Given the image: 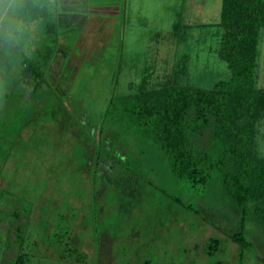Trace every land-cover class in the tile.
<instances>
[{
	"label": "rangeland",
	"instance_id": "1",
	"mask_svg": "<svg viewBox=\"0 0 264 264\" xmlns=\"http://www.w3.org/2000/svg\"><path fill=\"white\" fill-rule=\"evenodd\" d=\"M23 2L0 0V38L36 64L44 82L32 94L31 71L15 69L13 83L0 86L2 255L16 256L20 225L24 249L35 242L40 252L30 264H67L44 248L45 229L81 242L85 264H264V225L252 218L244 228L250 246L239 260L229 235L240 229V216L216 175L191 187L171 174L156 144L134 134L118 140L136 174L127 183L105 180L100 190L78 158L79 142L99 132L109 100L137 92L141 82L148 90L174 82L211 89L230 80L218 54L222 0H34L49 14L35 20ZM62 12L86 20L61 27L55 16ZM255 87L264 89V26ZM255 128V153L264 159V115ZM103 164L109 172L111 161ZM211 238L220 246L208 255Z\"/></svg>",
	"mask_w": 264,
	"mask_h": 264
},
{
	"label": "trees",
	"instance_id": "2",
	"mask_svg": "<svg viewBox=\"0 0 264 264\" xmlns=\"http://www.w3.org/2000/svg\"><path fill=\"white\" fill-rule=\"evenodd\" d=\"M33 3L34 0L23 2L24 8L30 10L28 17L35 20L49 15ZM33 12H41V15L32 16ZM263 26L264 0H222L220 27L223 35L218 54L227 63L230 80L219 81L211 89L174 82L151 90L146 89L143 81L137 92L112 97L99 132L89 134L86 142H79L84 147L78 155L84 173L93 172L94 185L100 190L105 180L122 179L127 183L136 178L130 169L133 161L125 153L118 152V140L123 134L150 139L166 154L171 174L187 181L191 187H205L216 175L227 204L240 216V229L229 235L240 249L239 260L250 246L244 235L246 220L252 218L264 225V159L256 155L254 148L255 125L264 115V89L255 87L257 45ZM0 40V86L13 83V70L18 69L21 75L30 70L31 93H36L44 82L43 72L18 50L10 52L8 43ZM109 130L112 135L106 136ZM200 137L208 139L206 146L195 145ZM104 161H111V171L103 168ZM117 166L123 171L116 175ZM100 193L96 192L95 200ZM19 226L15 238L19 246L17 254L8 260L0 252V264H30L39 260L40 252L35 242L29 244L32 248L24 249ZM43 232L44 248L58 261L87 262L81 242L69 238L66 231L51 236L49 229ZM219 246L220 240L211 238L206 253L212 255Z\"/></svg>",
	"mask_w": 264,
	"mask_h": 264
},
{
	"label": "crops",
	"instance_id": "3",
	"mask_svg": "<svg viewBox=\"0 0 264 264\" xmlns=\"http://www.w3.org/2000/svg\"><path fill=\"white\" fill-rule=\"evenodd\" d=\"M64 3L66 0H50V3L54 2H60ZM79 2H84V0H79ZM55 20L59 23V26H72V25H77L78 23H83L86 20V17H82L79 15H74V14H66V13H58L55 16Z\"/></svg>",
	"mask_w": 264,
	"mask_h": 264
},
{
	"label": "flooded vegetation",
	"instance_id": "4",
	"mask_svg": "<svg viewBox=\"0 0 264 264\" xmlns=\"http://www.w3.org/2000/svg\"><path fill=\"white\" fill-rule=\"evenodd\" d=\"M102 164H103V163H102ZM109 168H111V169H110V171H111V170L113 169V166H109Z\"/></svg>",
	"mask_w": 264,
	"mask_h": 264
}]
</instances>
